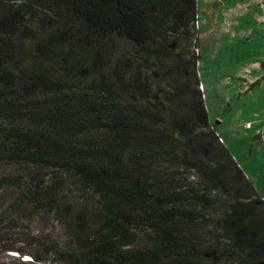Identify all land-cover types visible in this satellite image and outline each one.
<instances>
[{"label": "trees", "instance_id": "1", "mask_svg": "<svg viewBox=\"0 0 264 264\" xmlns=\"http://www.w3.org/2000/svg\"><path fill=\"white\" fill-rule=\"evenodd\" d=\"M196 2L0 0V166L21 171L0 176L17 190L0 238L23 236L2 251L22 264H264V200L199 89ZM38 214L64 226L63 245L30 229Z\"/></svg>", "mask_w": 264, "mask_h": 264}, {"label": "rangeland", "instance_id": "2", "mask_svg": "<svg viewBox=\"0 0 264 264\" xmlns=\"http://www.w3.org/2000/svg\"><path fill=\"white\" fill-rule=\"evenodd\" d=\"M196 6L197 31L205 41L197 73L205 85V93H201L210 122L254 188L264 196V0H197ZM256 81L249 92L241 94L244 83ZM247 123L250 128H246ZM20 172L13 166H0V176ZM39 173L46 181L53 177L47 169ZM59 188L64 194L69 185L62 182ZM16 194L15 189H0V207L11 203ZM17 218L14 212L6 215L7 220L15 221L10 222L8 231L21 230L12 228L25 222ZM41 219L44 225L39 223ZM29 225L32 231L64 244L66 230L53 215L38 214ZM2 235L1 244L22 247L21 234ZM13 256L0 248V263L22 264V258Z\"/></svg>", "mask_w": 264, "mask_h": 264}, {"label": "crops", "instance_id": "3", "mask_svg": "<svg viewBox=\"0 0 264 264\" xmlns=\"http://www.w3.org/2000/svg\"><path fill=\"white\" fill-rule=\"evenodd\" d=\"M200 82H201V80H200ZM202 83V82H201ZM203 84V83H202ZM203 92L205 93V85H203ZM243 88H244V91H242L241 92V94H244V93H247V92H249V83L248 82H246V83H244L243 84ZM204 99H205V97H204ZM208 113V112H207ZM208 121H209V124L214 128V130H215V127L211 124V122H210V119H209V115H208ZM216 132V131H215ZM217 134V133H216ZM218 136V138H219V140L224 144V141H223V138L220 136V135H217ZM233 157V156H232ZM234 158V157H233ZM235 160V159H234ZM238 164V163H237ZM239 166V165H238ZM240 167V166H239ZM242 170V169H241ZM244 173V172H243ZM262 196V198L264 199V196L263 195H261Z\"/></svg>", "mask_w": 264, "mask_h": 264}, {"label": "built area", "instance_id": "4", "mask_svg": "<svg viewBox=\"0 0 264 264\" xmlns=\"http://www.w3.org/2000/svg\"><path fill=\"white\" fill-rule=\"evenodd\" d=\"M199 89L201 90V92H203V85H202V83H200V85H199ZM246 128H250V124L249 123H247L246 124ZM264 200V199H263Z\"/></svg>", "mask_w": 264, "mask_h": 264}, {"label": "bare ground", "instance_id": "5", "mask_svg": "<svg viewBox=\"0 0 264 264\" xmlns=\"http://www.w3.org/2000/svg\"><path fill=\"white\" fill-rule=\"evenodd\" d=\"M27 259H29V258H27Z\"/></svg>", "mask_w": 264, "mask_h": 264}]
</instances>
